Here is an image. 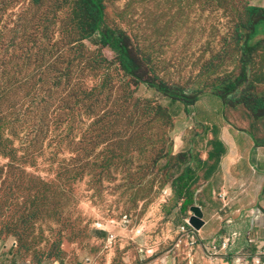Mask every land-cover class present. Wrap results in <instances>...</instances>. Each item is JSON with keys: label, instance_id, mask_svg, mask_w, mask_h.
<instances>
[{"label": "rangeland", "instance_id": "374dc122", "mask_svg": "<svg viewBox=\"0 0 264 264\" xmlns=\"http://www.w3.org/2000/svg\"><path fill=\"white\" fill-rule=\"evenodd\" d=\"M82 5L0 0V264H264L260 242L212 249L180 231L189 212L163 165L201 136L188 111L210 119L219 99L188 110L126 75L100 32L82 36ZM105 5L145 80L249 117L264 106V0Z\"/></svg>", "mask_w": 264, "mask_h": 264}, {"label": "crops", "instance_id": "0c3cea01", "mask_svg": "<svg viewBox=\"0 0 264 264\" xmlns=\"http://www.w3.org/2000/svg\"><path fill=\"white\" fill-rule=\"evenodd\" d=\"M212 98L219 99L222 110L210 119L196 120L189 109ZM186 108L198 126L185 132L202 137L188 144L179 141L163 165L171 169L175 184L180 178L188 182L187 197L192 200L185 203L179 196L181 209L191 217V207H201L206 230L198 235L207 246H220L223 240L232 246L235 239L253 247L264 245V120L230 109L216 92L202 94ZM178 154L181 159L175 162Z\"/></svg>", "mask_w": 264, "mask_h": 264}, {"label": "trees", "instance_id": "16d2710c", "mask_svg": "<svg viewBox=\"0 0 264 264\" xmlns=\"http://www.w3.org/2000/svg\"><path fill=\"white\" fill-rule=\"evenodd\" d=\"M82 10H84L86 14V18L81 32L82 36L90 38L93 35L99 34L100 32L101 35H99L101 36V39L105 42V45H110L112 48L118 51L117 61L120 65L121 70L124 71L126 75L134 77L139 83H146L149 87L155 89L157 92L163 94L166 97L183 102V104H185L186 106L195 105V103L200 98V92L193 96H190L182 88L169 85L163 81L145 80L146 74L142 71L136 59L131 55L128 46L124 43L123 38L121 36H116L115 32L106 24L105 0H83ZM262 21H264V17L254 22V30L256 28V25L260 24ZM256 47L257 45H255L254 47L247 46V48L251 50L255 49ZM218 94L223 99H225L224 94ZM252 111L254 112L255 117H261L262 115H264V106L260 108V110ZM216 143L217 141L214 140L213 144ZM188 186V182L183 184L181 178L175 185V190H177L178 195L181 198L184 197L186 199L185 203L188 199L189 202L192 200V198L187 197V193L189 192Z\"/></svg>", "mask_w": 264, "mask_h": 264}, {"label": "water", "instance_id": "95a60500", "mask_svg": "<svg viewBox=\"0 0 264 264\" xmlns=\"http://www.w3.org/2000/svg\"><path fill=\"white\" fill-rule=\"evenodd\" d=\"M191 217H190V225L196 232H200L204 226L205 222L204 219V213L200 206H192L191 209Z\"/></svg>", "mask_w": 264, "mask_h": 264}, {"label": "built area", "instance_id": "2783aa9c", "mask_svg": "<svg viewBox=\"0 0 264 264\" xmlns=\"http://www.w3.org/2000/svg\"><path fill=\"white\" fill-rule=\"evenodd\" d=\"M189 220H190V217L187 218V219L185 220V222H184V224L182 225L180 231H181L182 234L190 236V238H191V243L194 245V244H196L197 241H198V240H197V238H198V232H196V231L192 228V226L190 225ZM136 234H137L138 236H141V235H142V230H137ZM203 246L205 247L204 244H203ZM224 246H225V243H224ZM211 247H212V249H216V248H217L216 245H215L214 243L211 245ZM262 256H264V255H262ZM214 261H215V257L212 258V262H214Z\"/></svg>", "mask_w": 264, "mask_h": 264}]
</instances>
